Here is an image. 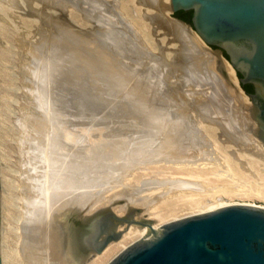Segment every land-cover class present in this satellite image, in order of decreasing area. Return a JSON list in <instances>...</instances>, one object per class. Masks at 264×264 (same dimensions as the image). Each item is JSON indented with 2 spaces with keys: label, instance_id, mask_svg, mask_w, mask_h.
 Wrapping results in <instances>:
<instances>
[{
  "label": "bare ground",
  "instance_id": "6f19581e",
  "mask_svg": "<svg viewBox=\"0 0 264 264\" xmlns=\"http://www.w3.org/2000/svg\"><path fill=\"white\" fill-rule=\"evenodd\" d=\"M91 10H95L94 14L96 12L99 15L107 34L93 37L95 42L71 30L60 28L55 38L52 35L50 41L42 44L32 53L38 57V65L36 64L37 69L35 68L34 73L37 79L34 94L39 101L45 94V105L43 100L40 104L46 114L43 112L40 117L38 114L28 112L21 121L24 135L32 138V142L24 143L27 157L25 165L30 170L26 173L27 184L31 190V197L26 199L25 210L23 209L26 217L24 219L26 220L24 235L26 241H23L26 242L23 248L25 264H64L50 245V239L41 238L43 213L48 204L53 200L55 204L62 194H66L76 185L86 190L87 198L91 197V192L99 187L100 189L95 191L97 197L102 200L92 207L91 216L80 221L81 225L75 228V242L71 250V252L76 251L74 259L79 263L86 261L87 256L93 252L91 242L96 238L99 241L105 238V234L98 236L97 222L101 218L109 224L108 233L119 234L117 238L111 237L105 247L86 264H106L116 253L102 263L106 256L114 249H121L107 263L109 264L132 244L151 237L154 231L162 229L171 222L228 206H257L220 201L208 205L206 210L201 208L200 212L198 210L195 214L162 224L163 221L153 224L151 219L138 215L141 210H135L131 203L145 205L149 212H152L150 215H154L155 207H164L163 204L169 198L192 197L204 193L208 189L209 182L212 181L211 175L216 176L217 181H222L240 177L241 172L233 160L227 156L226 159L225 154H222L226 159L224 161L227 168L222 174L219 173L216 165L220 163L217 154L222 152L220 153L216 146L220 141L213 137L214 131L210 132L213 138L206 134L208 132L203 131L210 130H207V127L203 129L207 124L200 122L202 116L197 118L198 121L200 120L198 123L206 125L196 123L203 127L194 126L196 118L189 115L187 100L183 101L181 98L176 100L166 92L164 78L167 74L162 63L144 61L141 63L133 60L116 32L118 23L113 16L114 13L109 14L107 11L100 10L99 4H94ZM173 24L179 27L178 24ZM51 32H53L52 29ZM55 54L59 58L56 65L60 69L59 73L54 75ZM58 69L55 68V71ZM194 79L197 80L196 77ZM41 81L45 88H42ZM54 84L56 94H54ZM211 94V97H209L210 93L208 95L209 100L206 106L201 107L203 113L206 112L208 117H212L211 122L230 124L233 120L231 118L234 117V120L239 118L237 112H232L233 117H229L228 108L221 101L220 95L216 97L212 92ZM60 101L63 104L66 102L70 105L69 107H74L75 115L84 117L90 125L102 124L109 129L105 137L102 136L103 138L93 142V145L81 154L83 159L79 160L80 162L73 160L74 157L70 156V151H67L66 143L61 136L62 128L59 120L62 103ZM195 104L202 103L195 101ZM211 127L213 129V125ZM218 127L219 125L214 129L217 131ZM255 138L257 140L252 139L253 142L250 140L252 145L264 154L260 138ZM211 140H216L218 143L215 144L216 142ZM212 143L219 150L218 152L213 151L215 148H212ZM63 148L66 152H62ZM77 171L83 172L82 178L77 179ZM3 179L0 166V254L1 264H7L4 245L6 233L4 234L3 187L5 181ZM114 186L118 189L110 197L126 196L124 200L122 198L115 201V203L123 201L122 205H117L116 208L120 209L124 206L125 215L118 214L119 218L110 222L108 213H100L108 201L114 202L108 199L109 196L106 198L103 194L109 187L114 188ZM165 191H168V195H165ZM245 192L243 191L242 195H245ZM144 193L147 194L144 195ZM255 194L258 196L257 193ZM132 224L135 225L131 226ZM120 226H125L126 233L123 234L124 230L119 229ZM116 227L119 229L118 232ZM54 259L57 260L55 263Z\"/></svg>",
  "mask_w": 264,
  "mask_h": 264
},
{
  "label": "rangeland",
  "instance_id": "374dc122",
  "mask_svg": "<svg viewBox=\"0 0 264 264\" xmlns=\"http://www.w3.org/2000/svg\"><path fill=\"white\" fill-rule=\"evenodd\" d=\"M91 1L0 0V166L2 168L3 181H5L3 187L5 203H3V211L5 213L4 234H6L4 235V245L7 264H25V250L23 248L26 242L23 241L25 240L26 220L24 219L26 217L23 209L25 210L26 199L31 197V190L27 184L26 173L30 170L25 165L27 157L24 143L32 142V138L29 137L31 138L29 139L24 135L21 121L28 112L38 114L40 117L41 113L44 112L46 114L40 104V101L43 100L45 105V94L40 101L37 100V96L34 94L37 81L34 73L37 69L38 57H35L32 53L38 50L42 44L50 41L52 35L55 38L59 30H61L60 28L71 30L93 41H95L93 37L96 38L99 35L107 34L99 15L96 12L94 14L95 10H91L94 4H99L102 11H107L109 14L114 13L113 16L118 23L116 32L124 44L123 47L133 60L141 63L143 61L146 63H162V67L165 68L167 74L164 78L166 92L169 95L171 94L176 100L177 98H181L183 101L187 100L186 105H189V115L191 114V117L194 116L193 118H196L195 120L197 121H195L194 126L200 127L199 125L206 123L207 125L202 124L206 125L203 129L207 127L208 129H206L210 131H203L205 133L208 132L206 134L210 137L214 134L213 137L218 142L220 141L218 145L216 140H211L214 143L216 142V147L220 150H217L212 143L214 145H212V148H215L213 151L222 152L221 154L215 152L219 156L218 162L220 163L216 164L219 173L222 174L226 170L227 164L225 161L227 157L233 160L241 172L240 177L235 176L236 178L223 179L222 181H217V177L211 175L212 181L209 182L208 189L204 193L202 192L200 195L196 194V196L192 197L178 196V198H169L163 204L164 207H155L154 210L158 215L156 213V215H150L152 212L150 213L149 209L143 204L131 203L135 210H141L138 215L151 219L153 224L163 221L161 222L162 224L176 218L195 214L198 210L199 212L202 209L206 210L208 205L210 206L220 201L247 203L264 207V154L252 145V139H256L255 137L259 138L255 129L257 126H252L254 135H249V140H245L233 133V128L244 130V119L253 122L248 113V101L243 98V109H238V101L232 105H226L229 117H233L232 112L239 114V118L236 120H234V117L231 118L233 119L232 123H230L231 125L226 124L227 122L223 124L217 121L211 122L212 117H208L206 112L204 114L201 111V107H205L206 102L209 100L207 98L211 97V92L216 97L218 93L214 90L210 78L204 77L196 70L197 60L193 52H184L180 40L179 27L173 23H165L158 18V14L162 16L165 14V1ZM51 29L53 32H51ZM54 59L55 75V73H59L60 67L58 69L56 65L59 61L57 55ZM55 68L58 70L55 71ZM193 73L195 74L193 75ZM41 83L42 88H45L44 83L42 81ZM49 90H52L51 84L49 85ZM56 92L54 84V94ZM195 101L202 104H195ZM60 108L61 119L59 123L62 128V139L66 143L65 147L67 151H70V156L74 157L73 160L82 161L81 154L86 152L93 145V142L103 138L102 136L105 137L109 129L102 124L90 125L87 119L75 115L73 108L72 110ZM200 116H202V119L200 118L202 121L199 120L202 122L201 124L197 120ZM217 123L219 127L216 131ZM208 125L210 126L208 127ZM210 132L213 134H210ZM64 148L63 150L61 149L62 152H66ZM222 154H225L224 157L226 159ZM76 174L77 179L83 176L81 171H77ZM33 176H36V174H33ZM222 182L226 185L222 184ZM117 186H114V188L109 187L108 191L103 193L106 198L109 196L108 199L114 201L113 203L108 201V206H103L100 213H108L110 222L114 219L117 220L119 218L118 214L125 215L124 206L120 209L116 208L117 205H122L123 201L118 203H115V201L122 198L124 200L126 196L110 197L118 189ZM99 189L97 187L95 190ZM95 190L91 192V197L87 198L86 190H82L80 185H76L75 188L68 190L69 192L66 194H62L55 204L53 200L44 210L41 238L50 239V245L56 250L57 257L64 264H86L97 253L92 252L87 256L86 261L83 260L79 263V261L74 259L75 252H71L75 242L73 231L77 228V224L74 222L83 221L82 219L91 216L92 207L96 202L98 203L102 200L97 197ZM243 191H246L245 195H242ZM167 192L165 191V195H168ZM259 195L262 197L260 198ZM167 204L170 205L168 206ZM134 225L132 224L131 226ZM124 227H119V229L124 230L123 234L127 231ZM119 229L116 227L117 232ZM47 249L48 246L46 245L45 250L47 251ZM120 250L114 249L102 263L110 259L114 253L118 254ZM55 261L57 260L54 259V263Z\"/></svg>",
  "mask_w": 264,
  "mask_h": 264
},
{
  "label": "water",
  "instance_id": "95a60500",
  "mask_svg": "<svg viewBox=\"0 0 264 264\" xmlns=\"http://www.w3.org/2000/svg\"><path fill=\"white\" fill-rule=\"evenodd\" d=\"M165 6L158 18L179 25L184 52H193L196 70L210 78L221 101H238L243 109V98L248 99L253 122L244 119V130L233 128V133L249 140L257 126L264 149V0H165ZM187 12H192L191 23L182 20ZM242 84H252L254 92ZM69 106L60 105L74 113ZM97 226L98 236H106L91 242L93 252L119 236L108 233L102 218ZM109 264H264V207L234 205L171 222Z\"/></svg>",
  "mask_w": 264,
  "mask_h": 264
},
{
  "label": "trees",
  "instance_id": "16d2710c",
  "mask_svg": "<svg viewBox=\"0 0 264 264\" xmlns=\"http://www.w3.org/2000/svg\"><path fill=\"white\" fill-rule=\"evenodd\" d=\"M191 17H192V12H187L186 16L182 19H184L187 22L191 23ZM225 56L228 58V55L225 53ZM239 77H241V74L238 73ZM242 86L244 87V89L246 90V92L248 93H252L254 92V88L252 84H242Z\"/></svg>",
  "mask_w": 264,
  "mask_h": 264
},
{
  "label": "flooded vegetation",
  "instance_id": "af4514ba",
  "mask_svg": "<svg viewBox=\"0 0 264 264\" xmlns=\"http://www.w3.org/2000/svg\"><path fill=\"white\" fill-rule=\"evenodd\" d=\"M183 20V19H182ZM185 21V20H184Z\"/></svg>",
  "mask_w": 264,
  "mask_h": 264
}]
</instances>
